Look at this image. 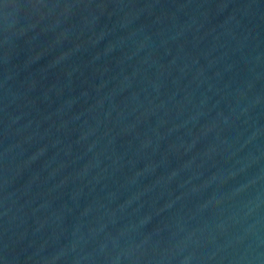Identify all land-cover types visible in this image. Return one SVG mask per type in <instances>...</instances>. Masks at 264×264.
I'll return each mask as SVG.
<instances>
[{"label": "water", "instance_id": "obj_1", "mask_svg": "<svg viewBox=\"0 0 264 264\" xmlns=\"http://www.w3.org/2000/svg\"><path fill=\"white\" fill-rule=\"evenodd\" d=\"M0 264H264V0H0Z\"/></svg>", "mask_w": 264, "mask_h": 264}]
</instances>
